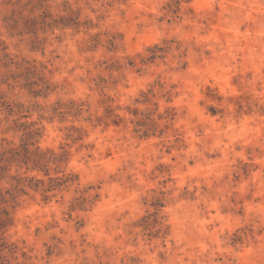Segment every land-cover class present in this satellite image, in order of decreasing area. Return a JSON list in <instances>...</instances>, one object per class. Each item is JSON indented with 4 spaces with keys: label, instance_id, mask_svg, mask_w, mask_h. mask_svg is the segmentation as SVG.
Listing matches in <instances>:
<instances>
[{
    "label": "rangeland",
    "instance_id": "374dc122",
    "mask_svg": "<svg viewBox=\"0 0 264 264\" xmlns=\"http://www.w3.org/2000/svg\"><path fill=\"white\" fill-rule=\"evenodd\" d=\"M33 129L69 180L17 170L9 264H264V0H0V147Z\"/></svg>",
    "mask_w": 264,
    "mask_h": 264
},
{
    "label": "trees",
    "instance_id": "16d2710c",
    "mask_svg": "<svg viewBox=\"0 0 264 264\" xmlns=\"http://www.w3.org/2000/svg\"><path fill=\"white\" fill-rule=\"evenodd\" d=\"M38 18H31L25 21L26 32L36 35L37 25H41V28H67L68 26L78 27V23L71 19L61 18L59 20L51 19V14L44 12ZM5 22L11 29H15L18 24V20L15 18L14 13L11 16L6 17ZM1 50H4L1 49ZM39 136V129H33L26 134L25 142L19 147H11L9 149H3L0 147V264H9L10 259L15 253V247L9 245L3 234L12 226V214L13 209L16 206V198L18 192L24 193L25 188L32 185L34 178L22 177L17 170L21 165L26 167V171L37 170L44 172V175L48 177L49 186L45 191L54 190L59 188L62 184L67 182L68 177L64 180L61 178H52L49 173V164L58 163L61 159L58 158L51 151H42L39 147H35L34 150L30 149V146L34 145V140ZM65 154H61L60 158H63ZM16 165V173L12 174V167ZM41 181H38L40 183ZM37 186V185H36Z\"/></svg>",
    "mask_w": 264,
    "mask_h": 264
}]
</instances>
